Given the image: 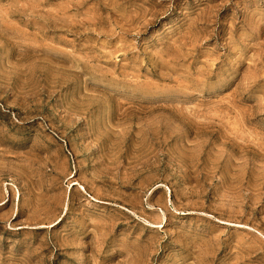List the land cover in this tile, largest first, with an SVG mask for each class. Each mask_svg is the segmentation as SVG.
I'll return each instance as SVG.
<instances>
[{
	"label": "rangeland",
	"instance_id": "rangeland-1",
	"mask_svg": "<svg viewBox=\"0 0 264 264\" xmlns=\"http://www.w3.org/2000/svg\"><path fill=\"white\" fill-rule=\"evenodd\" d=\"M0 264H264V0H0Z\"/></svg>",
	"mask_w": 264,
	"mask_h": 264
}]
</instances>
